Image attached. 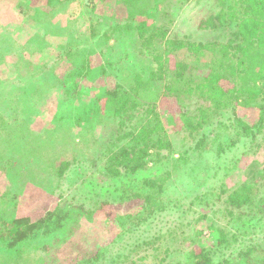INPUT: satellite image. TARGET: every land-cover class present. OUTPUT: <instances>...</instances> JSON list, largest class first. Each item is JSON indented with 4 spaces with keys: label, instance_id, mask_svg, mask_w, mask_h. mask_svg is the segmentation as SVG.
Segmentation results:
<instances>
[{
    "label": "trees",
    "instance_id": "1",
    "mask_svg": "<svg viewBox=\"0 0 264 264\" xmlns=\"http://www.w3.org/2000/svg\"><path fill=\"white\" fill-rule=\"evenodd\" d=\"M77 1L87 11H94L92 0ZM145 1H117L124 5L118 10L126 15L121 26L135 48L129 51L135 67L120 68L116 79L102 82L101 90L91 98V104L76 106L82 113L76 124L86 132L84 145L87 142L100 145L98 164L84 185L90 189L98 187L104 196L110 194L109 199L101 198L93 207L72 202L65 205L52 203L48 199L52 194L47 188L55 185L68 171L67 179L78 174V169L71 170L70 165L81 154L72 152L67 156L65 152L74 146L79 148L82 136L75 141L63 133L58 137L55 130H44L52 148L51 153L44 156V144L39 143L37 132L28 134L22 145L5 133L12 125L26 126L28 122L9 120L15 115L7 114L5 107H0V264H8L4 257L6 251L18 256L21 264H95L103 255L99 248L92 249L95 240L113 243L152 215L165 212L167 191L174 188L175 183L180 184L185 175L180 165L193 161L192 170L186 173L191 176V183L200 175V162L208 161L206 157L210 152L221 154L226 149L232 150L242 140L254 154L243 152L234 159L225 170V179L233 175L232 170L240 162L250 165L252 160L258 161L261 143L253 141L256 136L264 135V0H219V3L216 0L218 9L206 11L199 27L231 26V36L225 43H194L170 37L164 28V20L152 17L159 16L157 5L163 1L155 0L148 9L143 6ZM163 4L165 9H162L167 11V4ZM92 33L91 36L97 32ZM70 53L68 49L66 55ZM87 60L82 58V66L71 72L70 78L87 73ZM75 80L64 90L65 95L81 93L80 88L90 89L101 77L82 80V85L76 84ZM37 90V87H30V95L43 91ZM2 99L0 96V104ZM163 99L171 100L177 106L178 114L168 121L178 126L171 130L172 135L190 140V146L178 151L175 159L170 155L174 152L168 135L170 130L158 110ZM72 105L68 103V106ZM72 112L73 109L69 113ZM222 117L227 119L226 123L221 121ZM80 122L85 126H80ZM97 125L102 127V139L95 138L90 131ZM54 140H58L65 150L59 152V145L51 143ZM12 144L14 146L9 148ZM23 151L25 158L22 160L19 156ZM28 157L34 158L30 166H26ZM262 161L264 163V159ZM94 163L96 161L91 160V165ZM35 165L40 170H35ZM17 169L21 174L30 171L37 182L44 183L40 188L27 184L41 190V201L35 208L19 204L24 189L16 193L7 185ZM8 170L11 173H7ZM42 172L54 178L40 177ZM260 177L264 180V167L252 169L250 176L239 180L231 190L223 189L224 185L219 187L216 197L219 199L224 195L221 202L225 206L224 218L228 220L225 229L216 226L205 212V216L199 217L203 229L198 232L196 220L192 236L186 237L184 246L170 250L171 254L182 251L176 264H264V241L245 244L227 257L223 251L235 249L239 243L241 235L238 236L235 228L242 231L247 226L250 231L261 225V220L264 222V189L258 190L263 194L257 196V189L264 187ZM208 194L198 195L194 202L211 205L208 200L211 194ZM130 204L139 205L135 215L120 217L115 214L112 217L117 207ZM208 211L216 212L212 208ZM5 212L12 216L3 217L1 214ZM117 216L121 218L120 222H126L112 230L111 222ZM100 219L105 220L104 223ZM246 233H242L243 241L248 236ZM44 235H48L46 240L32 245L30 252L25 250L29 240L32 242ZM152 251L154 254L159 248ZM113 258L111 264H114ZM129 263L135 264L132 260Z\"/></svg>",
    "mask_w": 264,
    "mask_h": 264
},
{
    "label": "rangeland",
    "instance_id": "2",
    "mask_svg": "<svg viewBox=\"0 0 264 264\" xmlns=\"http://www.w3.org/2000/svg\"><path fill=\"white\" fill-rule=\"evenodd\" d=\"M87 1L89 0H85V2ZM92 1L94 11H87L77 0H70V2L54 0L53 4L49 1L47 3V0H0V96L3 98L0 107H5L7 114L15 115L11 116L9 120L12 118L13 121L28 122L26 126L12 125L5 133L15 143L22 145L26 142L28 134L37 132L39 143L44 144V156L51 153L52 149L49 146L50 142H47L49 136L44 130H55L54 134L58 132V137H61V133H63L71 139L75 138V141L82 136L79 148L74 146L65 152L67 156H70L72 152L81 154V157L72 161L70 165L71 170L74 167L78 169V174L75 173L72 178L67 179L70 172L68 171L55 185L47 188L48 192L52 194L48 199L56 204L65 205L72 202L82 203L85 207H93L94 202L101 198H110V194L104 196L103 191L98 187L90 189L84 185V182L90 179V175L95 170V165L98 164L100 145L90 142L84 145L83 139L86 132L76 124L77 119L82 116L76 106L77 104H91V98L101 90L99 88L102 82L109 83V78H115L120 68L126 70L135 67L132 65L134 57L129 52L134 47L129 42L128 36L122 31L123 27L121 26L126 15H122L118 10V8L122 9L124 5L119 4L118 0ZM162 1L157 5L159 16L152 17L155 18L154 20H164V28L167 29V34L170 37L194 43H225L231 36V26L199 27V21L204 15L206 16V11L218 9L216 0ZM155 3V0H147L143 2V6L148 9ZM163 3L167 4V11L163 10L165 9ZM149 21L152 22L151 19ZM92 32L97 33L91 36ZM68 49L71 50V53L66 55ZM81 56L88 58V64L85 65L88 66V71L82 76L70 78L69 74L82 66L83 57L81 58ZM102 68H104V72H102ZM99 77H101L100 82L97 81L95 86L90 89L80 88L78 91L81 93L64 94L69 83L74 82L75 79L76 84L82 85V80ZM32 86L37 87L38 90L42 89V93L36 92L35 95H30ZM69 102L73 105L68 106ZM72 109L73 112L69 113ZM158 110L161 112L165 126L170 130L168 135L174 147V152L170 155L175 159L178 151L190 146V140H182L180 136L172 135L171 130L178 128V126L168 123L169 118L172 121L173 116L178 114L177 106L173 101L163 99L158 105ZM74 114L77 115L74 116ZM220 119L224 123L227 122L224 117ZM80 126H85V123L80 122ZM90 131L93 133L92 136L102 139V127L97 125ZM262 137L264 135H258L253 141V143H261V149L256 150L260 154L258 161L252 160L254 166L252 163L249 165V162H240L238 167L232 170L231 175H233L229 176L227 180L224 177L225 170L234 159L239 158L243 152L254 154V151H248V144L245 146L242 143L245 140L240 141L232 150L226 149L221 154L210 152L206 157L208 161H205L204 164H201L203 161L200 162V175L191 183H189L191 176L188 177L186 173L192 170L193 161L180 165V169H184L185 175L181 178L180 184L173 183L174 188L167 191L166 200L168 202L165 212L152 215L146 222L135 226L113 243H101L95 240L92 249L99 248L103 254L95 264H111L113 257H115L114 264H130V260L135 264H176V259L182 251L172 252V254L171 251L184 246L186 237L192 236V226L196 220L198 232L201 228L203 229L204 225L199 217L205 216V212L216 226L225 229L228 220L224 218L226 216L225 206L221 202L224 195L219 199L216 197L219 187L224 185L223 189L231 190L235 188L234 184L239 180L250 176L252 169L257 170L264 167V163H262L264 155L261 157V154H264V139ZM51 143L59 145V152L65 150L58 140ZM62 143H64L63 140ZM13 146L12 144L9 148ZM24 153L23 151L19 156L22 160L25 158ZM91 160L96 163L91 165ZM31 162H34V158L28 157L26 166H30ZM39 164L38 166H40ZM33 168L40 170L36 165ZM7 173L11 172L8 170ZM31 174L30 171L21 174L17 169L15 177H10L7 185L11 191L16 193L26 189L25 192L23 190L24 193L20 194L22 197L19 204H29L30 208H35L36 204H40L41 190L28 185L44 187V183L37 182ZM44 175L54 178L46 172H42L39 176L43 177ZM260 180L264 181L261 177ZM263 189L262 186L257 189V192ZM203 193L211 194L208 200L211 201V205H214L213 207H210V203L197 204L194 202V199L197 201V196ZM260 194H263V191L262 193L258 192L257 196ZM214 201L215 204H213ZM262 202L264 204V199ZM138 207L137 204L117 207L112 217L115 214H119L120 217L135 215ZM209 208L216 212L210 213ZM1 215L10 217L12 213L5 212ZM118 216L111 222L112 230H116L117 226L126 222V220L120 222L121 218ZM100 220L102 223L105 221ZM260 223L261 225L250 231H247V226L242 231H237L235 228L234 231L238 236L241 235L240 241L235 249L228 251L226 248L223 250L225 257L230 256L233 251L245 244L253 245L264 241L263 220ZM226 228H230V226ZM207 233L205 231V234ZM242 233L248 235L244 241ZM46 236L48 237V235H44L34 238L32 242L29 240L25 250L30 252L33 249L32 245H37L39 240H46ZM153 248H159V251L153 254ZM4 257L8 264H21L18 256L11 252H4Z\"/></svg>",
    "mask_w": 264,
    "mask_h": 264
}]
</instances>
